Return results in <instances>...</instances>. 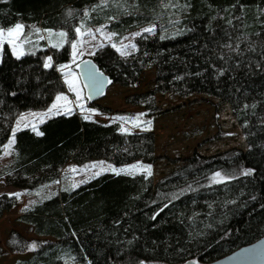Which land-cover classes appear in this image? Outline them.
<instances>
[{"label": "trees", "instance_id": "obj_1", "mask_svg": "<svg viewBox=\"0 0 264 264\" xmlns=\"http://www.w3.org/2000/svg\"><path fill=\"white\" fill-rule=\"evenodd\" d=\"M17 23L28 38L38 28L66 32L70 41L81 24L104 26L115 41L155 26L134 38L129 55L104 44L87 58L123 87H137L153 71L151 90L125 97L143 106L145 117L161 113L157 94H203L227 104L247 147L209 155L194 150L155 182L143 173L104 172L76 188L50 190L18 217L46 238L31 242L12 230L11 253L31 247L30 257L12 264H199L264 234V0H0V27ZM25 53L17 59L7 44L0 51V157L17 115L47 108L65 88L57 68L71 60L70 43ZM46 56L54 67L44 68ZM121 127L72 112L47 117L35 131L16 129L0 176L30 192L53 187L69 162L120 168L166 158L155 153L153 132ZM248 169L251 175H243ZM18 203L0 194V217ZM5 253L0 246V256Z\"/></svg>", "mask_w": 264, "mask_h": 264}, {"label": "rangeland", "instance_id": "obj_2", "mask_svg": "<svg viewBox=\"0 0 264 264\" xmlns=\"http://www.w3.org/2000/svg\"><path fill=\"white\" fill-rule=\"evenodd\" d=\"M148 27H144L139 31L129 33L119 41H115L114 35L111 37V39H108V35L112 33L109 32L104 26L87 27L81 24L78 27L81 29V33H87L89 30H91V32L94 33V37L87 34L80 36L76 33L77 36L75 40L83 41V43L78 45V51L83 53V55H78L75 62H73L71 48V60L66 63L70 66L71 73H74L77 78V84L80 88V95L83 98L81 100V103L83 104V110L73 103L72 105H69V107L73 109L72 112H75L83 117L85 115H89L91 117L90 119H94L103 123L117 121L121 123L122 127L127 128L129 131L153 132L155 135L156 144L155 153L157 155L166 156V158L160 159L156 164L151 165V175H148L147 172L139 168L136 170L129 169L131 174L143 173L147 176H150L153 182L174 169L194 150H197L201 154L209 155L230 148H239L243 150L246 149V143L243 139L239 126L230 111L229 106L224 103L220 104L216 98L203 94H194L185 98L172 96L169 94H157L154 100L156 106L160 108L161 113L153 115L152 117H141V120L144 122L151 121L152 123L150 126L146 123H141L139 127H136L134 126L132 119L125 121L117 119L118 117L132 118L137 114L146 113V110L143 106L127 104L125 102V97L131 94L151 90L154 85V73L152 70H146L144 72L142 80L137 87H123L115 83H109L107 90L100 99L94 103H88V99L78 74V64L82 60L87 59V57L91 55L95 49L104 44H115L116 49L131 53L135 49L131 47L125 49L123 45L134 44V38L136 36L133 34L138 32L142 33V30ZM97 29H101V31H96ZM50 31L52 33L51 37L49 36V30H40L39 35L34 38L27 37L29 42L23 45V51L33 52L38 48H44V46L50 48V40L53 43L59 42L60 38L57 37L55 33L61 31ZM41 36H43L44 39H40ZM40 41H43L44 43H40ZM9 47L11 49V46ZM121 51L118 52L121 53ZM57 70L61 73L62 80L65 85L64 90L58 93L51 104H49V106L43 110L28 109L21 111L15 120L14 129L24 128L26 127L25 125H27V127L36 129L40 122H42L47 117L56 114L55 109H53L52 112H49L48 110L56 102V97L61 93L68 96L69 100L75 102V93L71 92L68 85L65 83V73L68 72L69 69H64L61 71L58 67ZM60 103L62 104L63 102ZM90 104L110 108L111 112H100L95 108V106H90ZM88 110L94 111L90 112ZM60 112L63 113V108L60 109ZM116 112H121L122 114H117ZM22 117L23 119H21ZM17 121H20L19 125L17 124ZM8 143L9 141L6 142L5 145H8ZM11 146L7 149L4 147L3 155L0 157V167L8 161L10 155H6L5 152H11ZM170 159H177L178 161L170 162ZM98 162L101 161H90L80 165L69 162L63 167L61 178L53 187H49L48 189L39 188L30 192L16 189L12 186H7L5 177L0 176V194L21 193V195L18 197V205L11 211L3 213V215L0 217V246L7 251V253L0 256V264H12L18 259H27L31 255V252L29 251L31 250V247L28 250L19 253H11L7 249L6 239L12 230L18 231L31 242H34L37 239L46 238L44 236L37 235L30 229L29 225L18 220V217L28 208V206L42 200L44 197H47L50 190L52 192L64 189L66 187L73 188V184L79 186L82 184L80 183L81 181L92 179L94 173L96 172H101V174L104 172H112L103 170L106 169L108 165H110L108 163H104L103 166L98 165L95 168L91 167L93 164H97ZM133 164L142 163L134 162L120 168H127ZM73 169H75V171H73ZM220 178L222 177L220 176Z\"/></svg>", "mask_w": 264, "mask_h": 264}, {"label": "snow or ice", "instance_id": "obj_3", "mask_svg": "<svg viewBox=\"0 0 264 264\" xmlns=\"http://www.w3.org/2000/svg\"><path fill=\"white\" fill-rule=\"evenodd\" d=\"M102 2H105V0H102ZM69 15H71V13H69ZM88 13L85 12V16H87ZM154 27L155 26H152V27H148V28H145L143 29L142 31L144 33H153L154 32ZM25 28V25L23 24H20V23H17L15 24L13 27H10V28H2L0 27V50L3 49L4 45L5 44H8L9 46H11V49H12V52H13V55L16 56L17 59H19L20 57H22L23 55H25L26 53L23 51V45L25 43H28V38L24 35L23 33V30ZM96 31H101V29H97ZM36 32L39 33L40 32V29H36ZM75 32L80 35V36H83L85 34L87 35H92L94 37V33L91 32V30H89L87 33H81V29L80 28H76L75 29ZM142 33L138 32V33H134L133 35L134 36H140ZM52 33L51 31L49 30V36L51 37ZM55 35L57 37L60 38L59 42H56V43H53L51 42V40L49 41L50 42V46L53 47V48H62L64 46L65 43H70L71 44V48H72V60L73 62H75L76 60V57L78 55H83V53L79 52L78 51V45L83 43V41H78V40H68V34L66 32H58V33H55ZM113 35H116L115 33H112V34H109L108 35V39H111V37ZM166 37H161V39H165ZM40 39H44L43 36L40 37ZM127 39V38H125ZM112 47H116L115 44L112 45ZM123 47L126 49L128 47H131L133 49L136 48V45L135 44H130V45H123ZM231 47V46H229ZM117 51H121L120 49H117ZM130 53L126 52V51H121V55H129ZM81 63H88L86 61H81ZM79 66V65H78ZM54 67V64H53V57L52 56H48L45 58V62H44V68L45 69H48V68H52ZM59 69L61 71H63L64 69H69L68 72L65 73V83L68 85L69 87V90L73 93H75V96H76V99H75V102L72 101V100H69L68 96H66L65 94L61 93L59 94L57 97H56V102L51 106V108H49V112H52L53 109L56 110V114L59 115L61 114L60 112V109L63 108V114H66V115H71L72 114V111L73 109L71 107H69V105H72L73 103H75V105L79 108H81L83 110V104L81 103V100L83 99L80 95V88L77 84V78L75 76L74 73H71L70 71V66L67 65V64H63V65H59ZM102 76V73L99 74ZM71 77V78H69ZM99 83V82H97ZM108 83H111V81H108ZM89 99H91V96L88 97ZM60 102H63L62 104ZM90 112L94 111V110H88ZM46 115V114H45ZM146 115L145 113H140V114H137L135 117H132V118H128V117H118L117 119L121 120V121H125V120H128V119H132L133 121V124L134 126L136 127H139L141 123H146L147 125H151V121H142L141 120V117ZM91 117L89 115H85L84 116V119L85 120H88L90 119ZM23 119V117L21 118ZM20 121H17V124L19 125ZM27 127V125H25ZM35 131V128L33 129ZM121 132H128V129L127 128H124V127H121ZM15 131L16 129L13 130V138L15 136ZM38 135H43V133H40V132H37ZM14 143V139H10L9 140V143L8 145H5L4 147L7 149L9 148L12 144ZM6 155H10L11 152H5ZM103 166L104 165V162L101 161V162H98L97 164H93L91 167L95 168L97 166ZM87 167V166H86ZM141 169L145 172H147L148 175H151V165H143V164H133V165H130L128 166L127 168H115L114 166L112 165H108L106 169H103L104 171H112L114 172L115 174L119 175L121 173H125V174H131L129 172V169L131 170H136V169ZM73 171H75V169H73ZM252 173V170L251 169H248V170H245L242 174L243 175H251ZM101 174V172H96L94 173V176L92 178H94L95 176H99ZM215 176H220V173H216ZM86 181H81L80 183H85ZM73 188L77 187L76 184H73L72 185ZM9 195H12V196H16V197H19L21 195V193H11ZM36 245L33 244L32 245V248H35Z\"/></svg>", "mask_w": 264, "mask_h": 264}, {"label": "water", "instance_id": "obj_4", "mask_svg": "<svg viewBox=\"0 0 264 264\" xmlns=\"http://www.w3.org/2000/svg\"><path fill=\"white\" fill-rule=\"evenodd\" d=\"M82 61L88 63L78 64V74L88 103H94L104 95L110 79L106 73L98 69L92 59L87 58ZM101 73L102 76L99 75ZM89 96L91 99L88 98ZM199 264H264V234L254 242L243 245L221 258Z\"/></svg>", "mask_w": 264, "mask_h": 264}, {"label": "crops", "instance_id": "obj_5", "mask_svg": "<svg viewBox=\"0 0 264 264\" xmlns=\"http://www.w3.org/2000/svg\"><path fill=\"white\" fill-rule=\"evenodd\" d=\"M10 139H13L12 136L9 138V140H10ZM9 140H8V141H9ZM8 141H7V142H8Z\"/></svg>", "mask_w": 264, "mask_h": 264}]
</instances>
